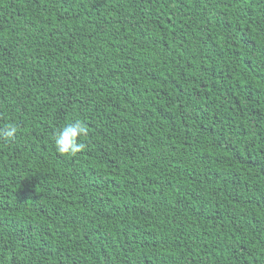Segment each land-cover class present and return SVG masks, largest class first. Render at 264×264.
Listing matches in <instances>:
<instances>
[{"label":"trees","instance_id":"16d2710c","mask_svg":"<svg viewBox=\"0 0 264 264\" xmlns=\"http://www.w3.org/2000/svg\"><path fill=\"white\" fill-rule=\"evenodd\" d=\"M13 124L0 264H264V0H0Z\"/></svg>","mask_w":264,"mask_h":264},{"label":"clouds","instance_id":"9594fccd","mask_svg":"<svg viewBox=\"0 0 264 264\" xmlns=\"http://www.w3.org/2000/svg\"><path fill=\"white\" fill-rule=\"evenodd\" d=\"M18 128L16 125L5 126L0 130V139L5 141L14 140ZM87 136V128L80 120L66 123L53 135V146L61 155L75 156L85 148L83 137Z\"/></svg>","mask_w":264,"mask_h":264}]
</instances>
